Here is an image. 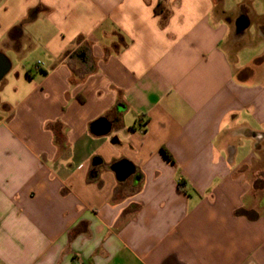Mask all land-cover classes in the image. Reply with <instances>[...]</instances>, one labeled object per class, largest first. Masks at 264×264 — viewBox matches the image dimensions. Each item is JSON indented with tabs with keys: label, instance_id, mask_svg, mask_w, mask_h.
<instances>
[{
	"label": "crops",
	"instance_id": "crops-1",
	"mask_svg": "<svg viewBox=\"0 0 264 264\" xmlns=\"http://www.w3.org/2000/svg\"><path fill=\"white\" fill-rule=\"evenodd\" d=\"M0 56V264H264V0H0Z\"/></svg>",
	"mask_w": 264,
	"mask_h": 264
},
{
	"label": "water",
	"instance_id": "water-1",
	"mask_svg": "<svg viewBox=\"0 0 264 264\" xmlns=\"http://www.w3.org/2000/svg\"><path fill=\"white\" fill-rule=\"evenodd\" d=\"M10 63L4 57L0 56V80L8 73Z\"/></svg>",
	"mask_w": 264,
	"mask_h": 264
},
{
	"label": "trees",
	"instance_id": "trees-1",
	"mask_svg": "<svg viewBox=\"0 0 264 264\" xmlns=\"http://www.w3.org/2000/svg\"><path fill=\"white\" fill-rule=\"evenodd\" d=\"M96 124H97V123H95L94 125H96ZM164 154L167 155L165 151H164Z\"/></svg>",
	"mask_w": 264,
	"mask_h": 264
}]
</instances>
